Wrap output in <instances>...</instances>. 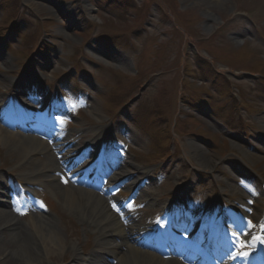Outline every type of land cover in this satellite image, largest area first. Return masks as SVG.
Returning a JSON list of instances; mask_svg holds the SVG:
<instances>
[{"label":"rangeland","instance_id":"obj_1","mask_svg":"<svg viewBox=\"0 0 264 264\" xmlns=\"http://www.w3.org/2000/svg\"><path fill=\"white\" fill-rule=\"evenodd\" d=\"M89 1L0 0V106L11 94L22 101V93L32 96L34 79L41 90L60 93L65 116L59 113L58 123L42 119V107L55 93L45 99L39 94L27 115L45 128L55 123L78 149L79 166L106 146L120 151L123 171L133 173L130 181H140L151 200L121 182L110 184L107 199L114 204L108 209L115 215L113 205L120 203L125 227L162 226L182 207L194 210L218 198L254 216L264 181V75H258L264 73V0ZM212 57L217 71L209 65ZM11 130L0 124V178L13 189L14 220L30 232L29 220L44 214L62 240L79 242V259L88 258L94 228L67 210L59 191L34 186V197L23 200L30 197L24 189L28 175L47 153L18 166L24 152L3 134L41 136ZM50 136L42 140L51 143L56 135ZM62 178L59 183L72 185ZM175 194L180 203L167 206ZM161 213L169 217L160 219ZM51 260L75 263L67 248Z\"/></svg>","mask_w":264,"mask_h":264},{"label":"bare ground","instance_id":"obj_2","mask_svg":"<svg viewBox=\"0 0 264 264\" xmlns=\"http://www.w3.org/2000/svg\"><path fill=\"white\" fill-rule=\"evenodd\" d=\"M31 85L33 83L29 84V86ZM36 85L38 86V84ZM23 107L24 110L22 111L16 108L13 109L19 114V119L17 118L9 123L6 120V113L0 106L2 113L0 118L3 117V121L5 120L10 128L20 126L22 129H26L28 127L30 130L33 129L42 133L43 129L40 123L31 126L32 124L27 122L23 115L26 114L29 107L26 104H23ZM3 138V140L9 141L13 148H19L24 152V157L18 160V166L32 163L42 153H47V160H41V162L39 160L36 168L28 175L30 177H27L29 180L26 185L32 187L44 186L52 191H59L64 198V205L67 210H71L81 219L87 221L90 226L94 227L95 245L90 255L93 259L88 260L87 264H170L168 261L155 258L152 254L142 252L138 248L141 245H150L153 241L158 240L164 234L162 231H165V228L154 226L152 231H149L147 228L140 226L135 228L132 224L124 228L116 217L110 214L99 194H95L89 189H83L84 186H94L101 187L102 191H107L110 184L122 182L125 186L132 188L140 198L147 200L150 191H147L140 181H130L133 173L123 171L120 153L110 152L107 150L109 147H107L103 152L104 154L102 153L98 158L89 157L81 164L82 166L77 167L78 171L69 177L73 185H68L67 183L58 182L57 178L61 177L56 173L57 164L76 165L80 162V158L77 156L78 149L73 147L64 135L58 133L54 137L55 139H50L51 143L41 138L18 136L10 132L3 134ZM50 146L54 148L53 151H50ZM201 155L197 156L200 158ZM99 163L101 166L95 170V166L97 167ZM133 169L137 170L135 174L141 175L138 168ZM0 180V194L5 195L12 188L11 186L7 187L4 178H0ZM0 206V260L13 259L18 264H57L56 261L51 260L52 255L62 253L67 248L71 252L72 261L75 262L73 264L78 263L79 258H81L78 257L79 242L62 240L54 225L51 224L52 222L44 214L39 213L37 214L38 218L29 220L30 228L28 227V230L30 232H28L25 229L23 230L24 227L21 229L18 222L14 220L17 212L14 207L15 204H10L7 199H0ZM258 208L256 209V218L259 226L264 227V214ZM237 209V207H234L231 210H235L230 216L231 221L235 225L227 233H215L214 238H212L210 235L207 236L204 232V227H201L197 234V242H208V245L214 247L215 252L218 254L220 252L222 254L224 249L226 251L224 254H228L230 258H233V255L238 256L233 249L236 234L242 228L246 231L245 236L249 244H252V232L244 225V221L241 218H236L235 212H237ZM173 224L178 228L191 229L193 226L199 225L200 222L199 220L197 221V213L194 211L180 213L173 220ZM230 241L232 242L231 244H229ZM65 242H69L68 246L64 245ZM172 243L173 251L182 246L177 237L173 239ZM160 251L162 252V249ZM94 259L96 261H93ZM176 260L179 261V259ZM82 261L84 262V260ZM238 261L242 264H257L254 262L252 254L239 255Z\"/></svg>","mask_w":264,"mask_h":264},{"label":"trees","instance_id":"obj_3","mask_svg":"<svg viewBox=\"0 0 264 264\" xmlns=\"http://www.w3.org/2000/svg\"><path fill=\"white\" fill-rule=\"evenodd\" d=\"M173 7V6H172ZM204 59H206L205 57H203ZM211 63L212 64H215L216 63V59H214L213 57H212V61H211ZM260 63H261V67L262 68H260V70L261 69H264V60L263 59H260ZM215 67V66H214ZM231 69V68H230ZM184 70H186V67H185V69ZM186 73H187V71H186ZM260 73H263V72H260Z\"/></svg>","mask_w":264,"mask_h":264},{"label":"snow or ice","instance_id":"obj_4","mask_svg":"<svg viewBox=\"0 0 264 264\" xmlns=\"http://www.w3.org/2000/svg\"><path fill=\"white\" fill-rule=\"evenodd\" d=\"M113 207L115 208L116 206H115V205H113ZM236 255H238V256H239V255H247V253H243V252H237V253H236Z\"/></svg>","mask_w":264,"mask_h":264}]
</instances>
